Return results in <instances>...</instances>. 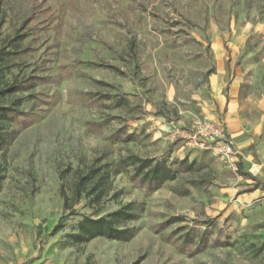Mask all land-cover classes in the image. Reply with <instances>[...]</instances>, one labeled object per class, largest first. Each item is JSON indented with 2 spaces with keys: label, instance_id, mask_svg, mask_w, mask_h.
<instances>
[{
  "label": "rangeland",
  "instance_id": "1",
  "mask_svg": "<svg viewBox=\"0 0 264 264\" xmlns=\"http://www.w3.org/2000/svg\"><path fill=\"white\" fill-rule=\"evenodd\" d=\"M0 10V45L26 33L0 82L28 86L0 100L23 97L24 112L0 148V264H264L235 190L248 175L170 138L178 123L221 119L217 76L264 136V0H0ZM129 153L166 160L176 178L150 190L121 171L117 197L100 209L82 197L68 214L61 191L71 195L75 170ZM128 203L129 238L74 243L82 216Z\"/></svg>",
  "mask_w": 264,
  "mask_h": 264
},
{
  "label": "trees",
  "instance_id": "2",
  "mask_svg": "<svg viewBox=\"0 0 264 264\" xmlns=\"http://www.w3.org/2000/svg\"><path fill=\"white\" fill-rule=\"evenodd\" d=\"M5 15L0 10V28L4 23ZM26 37V33H16L8 38V43L0 45V70L12 66L11 61L21 52L19 49L21 42ZM11 46V49H7ZM107 67L124 74V71L114 65H106ZM28 88L27 85H22L15 80H4L0 82V100L6 96L12 95L20 90ZM23 97L14 98L10 104H0V148L7 142V129L12 119L18 115L24 114L18 109ZM185 159L181 160L184 163ZM191 163L186 165L187 169L191 168ZM130 168V169H129ZM238 170L242 172L240 166ZM121 171H130V178L137 180L141 184L154 190L166 181H172L177 176V171L164 159H156L154 157H142L134 153H129L125 157H120L117 162L109 163H91L84 169H76L74 174V182L71 187V195H66L65 191H61L63 197V208L68 211V214H75L74 205L80 201L82 197L88 199L89 205L95 209H100L107 200L117 197L120 190L113 188L111 176ZM2 176L0 174V180ZM109 192L110 195H109ZM136 211L133 209V204L128 203L120 206L107 214L97 217L82 216L77 223V232L73 235L74 243H85L95 237H105L107 239L124 240L131 236L132 231L125 225L127 221L135 219ZM175 218L170 219L174 220ZM58 221L53 230L60 226ZM261 248L264 249V241ZM139 260H135L131 264H138Z\"/></svg>",
  "mask_w": 264,
  "mask_h": 264
},
{
  "label": "crops",
  "instance_id": "3",
  "mask_svg": "<svg viewBox=\"0 0 264 264\" xmlns=\"http://www.w3.org/2000/svg\"><path fill=\"white\" fill-rule=\"evenodd\" d=\"M212 79V78H211ZM226 83L221 77H215L213 94L217 111L221 113L220 122L224 123L231 138L233 146L238 153V166L242 172L248 175L244 184L235 190L239 194L237 201L244 207H249L251 219L257 222L261 230L262 242L264 241V136L259 134V122L247 123L239 111L236 98V90L229 84L226 94L223 88ZM211 121L217 119L207 118ZM178 126H185V123H178ZM258 139V140H257ZM255 145L253 146V144ZM257 185H254L255 183ZM264 251V250H263Z\"/></svg>",
  "mask_w": 264,
  "mask_h": 264
},
{
  "label": "built area",
  "instance_id": "4",
  "mask_svg": "<svg viewBox=\"0 0 264 264\" xmlns=\"http://www.w3.org/2000/svg\"><path fill=\"white\" fill-rule=\"evenodd\" d=\"M172 127L171 141L180 140L190 148L211 151L233 167L238 162V153L224 123L196 118L188 125Z\"/></svg>",
  "mask_w": 264,
  "mask_h": 264
}]
</instances>
